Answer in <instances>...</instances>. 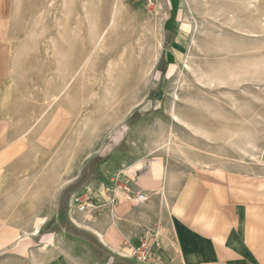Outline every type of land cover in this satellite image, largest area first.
I'll use <instances>...</instances> for the list:
<instances>
[{
    "label": "rangeland",
    "instance_id": "obj_1",
    "mask_svg": "<svg viewBox=\"0 0 264 264\" xmlns=\"http://www.w3.org/2000/svg\"><path fill=\"white\" fill-rule=\"evenodd\" d=\"M0 38L38 124L44 190L72 168L78 179L60 199L69 232L70 208L93 220L86 188L131 195V166L264 172V0H0ZM148 198L138 217L152 222L163 194ZM154 227L144 237H167ZM94 241L98 254L126 252Z\"/></svg>",
    "mask_w": 264,
    "mask_h": 264
},
{
    "label": "crops",
    "instance_id": "obj_2",
    "mask_svg": "<svg viewBox=\"0 0 264 264\" xmlns=\"http://www.w3.org/2000/svg\"><path fill=\"white\" fill-rule=\"evenodd\" d=\"M20 104L12 47L0 38V264H136L118 258L121 251L98 254L92 243L139 247L142 239L159 246L164 264H264V172L243 165L128 167L122 172L131 174L132 194L86 188L96 200L93 220L79 221L70 208L65 213L78 233L69 232L60 226V199L78 180L74 168L64 186L58 174L44 190L43 158L32 136L38 124ZM137 193L150 199L163 194L161 217H138L143 206L134 200ZM159 219L167 237H144Z\"/></svg>",
    "mask_w": 264,
    "mask_h": 264
},
{
    "label": "built area",
    "instance_id": "obj_3",
    "mask_svg": "<svg viewBox=\"0 0 264 264\" xmlns=\"http://www.w3.org/2000/svg\"><path fill=\"white\" fill-rule=\"evenodd\" d=\"M148 199V195L142 193L134 197V200H136L138 204H143L147 202ZM86 204V206H88L87 208L91 207L89 202ZM123 246L126 252L122 254V257L133 260L136 264H164L163 257L158 250L159 246L157 247L155 244H150L149 239H142L139 247H133L128 242L123 243Z\"/></svg>",
    "mask_w": 264,
    "mask_h": 264
},
{
    "label": "bare ground",
    "instance_id": "obj_4",
    "mask_svg": "<svg viewBox=\"0 0 264 264\" xmlns=\"http://www.w3.org/2000/svg\"><path fill=\"white\" fill-rule=\"evenodd\" d=\"M174 114H175V113H174ZM173 117H174L173 119H174L175 122H177V123H181V122H180L181 120H180V118H179L178 115H177V116L174 115Z\"/></svg>",
    "mask_w": 264,
    "mask_h": 264
}]
</instances>
